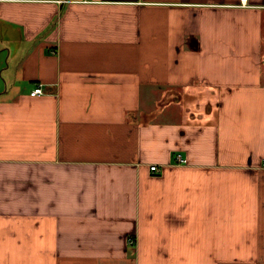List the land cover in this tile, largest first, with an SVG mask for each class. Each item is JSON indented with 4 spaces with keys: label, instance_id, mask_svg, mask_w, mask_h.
<instances>
[{
    "label": "crops",
    "instance_id": "obj_1",
    "mask_svg": "<svg viewBox=\"0 0 264 264\" xmlns=\"http://www.w3.org/2000/svg\"><path fill=\"white\" fill-rule=\"evenodd\" d=\"M0 264H264V0H0Z\"/></svg>",
    "mask_w": 264,
    "mask_h": 264
},
{
    "label": "built area",
    "instance_id": "obj_2",
    "mask_svg": "<svg viewBox=\"0 0 264 264\" xmlns=\"http://www.w3.org/2000/svg\"><path fill=\"white\" fill-rule=\"evenodd\" d=\"M84 1H88V0H84ZM43 92H44V90H43L42 85H38L31 91L30 94L32 96H35V95H38V94H42ZM177 160H178V163H183L184 162V158L181 155L177 156ZM150 168H151L152 171H156V172L162 171V168H160L156 164L152 165Z\"/></svg>",
    "mask_w": 264,
    "mask_h": 264
}]
</instances>
